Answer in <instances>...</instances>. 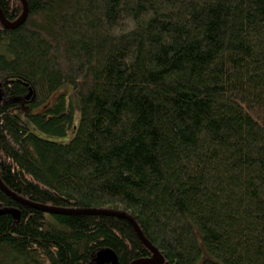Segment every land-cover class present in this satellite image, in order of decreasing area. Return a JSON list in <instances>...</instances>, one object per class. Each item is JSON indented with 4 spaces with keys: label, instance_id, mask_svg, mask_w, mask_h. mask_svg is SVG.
Returning <instances> with one entry per match:
<instances>
[{
    "label": "trees",
    "instance_id": "16d2710c",
    "mask_svg": "<svg viewBox=\"0 0 264 264\" xmlns=\"http://www.w3.org/2000/svg\"><path fill=\"white\" fill-rule=\"evenodd\" d=\"M25 2L0 23V182L70 213L0 189V264L151 257L85 211L164 264H264V0Z\"/></svg>",
    "mask_w": 264,
    "mask_h": 264
},
{
    "label": "water",
    "instance_id": "95a60500",
    "mask_svg": "<svg viewBox=\"0 0 264 264\" xmlns=\"http://www.w3.org/2000/svg\"><path fill=\"white\" fill-rule=\"evenodd\" d=\"M22 6H23V13L20 16V18L18 20H16L13 23L7 22L4 19V16L2 15L1 11H0V23L2 24V26L4 28L7 29H14L17 26H19L25 19L27 16V4L25 2V0H20ZM32 96V90L29 89L28 95L26 96L25 100L28 101ZM0 189L6 193L8 196H10L12 199H14L16 202H19L22 205H27V206H31L34 208H37L39 210L45 211V212H51V213H70V212H65L62 210H56V209H51V208H44V207H38V206H34L29 204L28 202L17 198L16 196H14L12 193H10L8 190H6V188L2 185V183L0 182ZM10 214H12V216L14 217L15 220H18L19 215L18 212L16 210H11L9 211ZM80 213H86V214H106V215H115V216H119L122 218H125L134 228L137 236L139 237L140 241L148 248V250L152 253V257L150 259H141V260H137L131 264H164V259L162 258V256L159 254V252L152 247L146 240L145 238L142 236L138 226L135 224V222L130 219L129 217L122 215V214H114V213H109V212H100V211H85V212H80ZM94 263L95 264H118L117 262V258L115 256V254L108 249L105 250H101L96 254V257L94 259Z\"/></svg>",
    "mask_w": 264,
    "mask_h": 264
},
{
    "label": "rangeland",
    "instance_id": "374dc122",
    "mask_svg": "<svg viewBox=\"0 0 264 264\" xmlns=\"http://www.w3.org/2000/svg\"><path fill=\"white\" fill-rule=\"evenodd\" d=\"M60 92H67L68 93L67 98H66V105L67 106H69V104L72 103V105L74 107H76V111L74 112V121H75V125H77L80 114H79V110L77 109L78 102H77L76 98L74 97L71 88L70 87H63L57 91V93H60ZM72 136H73L72 133H68V135L64 138H52V139L56 142H67L72 138ZM40 137H44V136L41 135ZM47 138L51 139L49 137H47Z\"/></svg>",
    "mask_w": 264,
    "mask_h": 264
},
{
    "label": "bare ground",
    "instance_id": "6f19581e",
    "mask_svg": "<svg viewBox=\"0 0 264 264\" xmlns=\"http://www.w3.org/2000/svg\"><path fill=\"white\" fill-rule=\"evenodd\" d=\"M29 89H31V88H28V92H29ZM31 90H32V89H31ZM27 95H28V94H27ZM151 254H152V253H151ZM151 257H152V255H151ZM151 257H150V258H151ZM150 258H149V259H150Z\"/></svg>",
    "mask_w": 264,
    "mask_h": 264
}]
</instances>
